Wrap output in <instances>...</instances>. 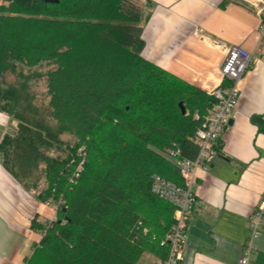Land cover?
Segmentation results:
<instances>
[{
	"label": "trees",
	"instance_id": "obj_1",
	"mask_svg": "<svg viewBox=\"0 0 264 264\" xmlns=\"http://www.w3.org/2000/svg\"><path fill=\"white\" fill-rule=\"evenodd\" d=\"M142 6L0 0V112L15 122L0 138L1 162L56 207L24 264H140L145 251L166 257L157 241L174 208L152 192V178L183 184L162 151L177 146L193 159L194 132L215 99L141 55Z\"/></svg>",
	"mask_w": 264,
	"mask_h": 264
},
{
	"label": "crops",
	"instance_id": "obj_2",
	"mask_svg": "<svg viewBox=\"0 0 264 264\" xmlns=\"http://www.w3.org/2000/svg\"><path fill=\"white\" fill-rule=\"evenodd\" d=\"M142 24L141 55L182 80L211 93L223 81L225 46L237 45L253 56L239 79V95L217 155L196 171V202L187 223V241L178 264H238L250 235V218L264 195V33L255 9L244 0H149ZM239 1H242L239 2ZM0 112V138L12 133ZM56 219V209L27 191L3 167L0 157V264H24L41 239L39 225ZM254 240L256 263L264 253V221ZM160 259L145 251L140 264Z\"/></svg>",
	"mask_w": 264,
	"mask_h": 264
},
{
	"label": "built area",
	"instance_id": "obj_3",
	"mask_svg": "<svg viewBox=\"0 0 264 264\" xmlns=\"http://www.w3.org/2000/svg\"><path fill=\"white\" fill-rule=\"evenodd\" d=\"M245 3L255 9L260 18V30L264 33V0H244ZM253 59L250 52L237 45L225 46V54L220 65L222 84L211 91L215 101L207 109L201 125L195 130L193 142L197 145V154L191 159L182 157L181 150L177 146L167 149L166 157L178 170L183 180L182 185H177L159 175L152 178L151 190L159 198L167 201L173 206V223L166 233L158 239V245L167 249L164 259L158 264H178L182 259L183 247L187 241V223L191 219L192 209L196 202L194 192L196 171L206 169L217 155V143L222 133L228 126V121L235 108L239 95L238 82ZM197 117L196 114H194ZM79 162L76 166L74 176L81 169ZM55 209L56 207L53 206ZM264 221V195L256 205V209L250 218L252 226L250 235L241 246L238 264H251V257L256 252L254 240L259 235L258 225ZM143 233L147 228H143ZM44 229L40 230L42 236Z\"/></svg>",
	"mask_w": 264,
	"mask_h": 264
},
{
	"label": "rangeland",
	"instance_id": "obj_4",
	"mask_svg": "<svg viewBox=\"0 0 264 264\" xmlns=\"http://www.w3.org/2000/svg\"><path fill=\"white\" fill-rule=\"evenodd\" d=\"M139 3L141 4V5H143L142 7H143V13H145V6H147L142 0H139ZM145 5V6H144ZM43 86H44V82H43V80H40V83H38L37 85H36V88H37V90H42V88H43ZM183 106V105H182ZM184 107V106H183ZM185 109V108H184ZM10 119V118H9ZM10 124L8 125V129H10V127H12L13 125L11 124V123H13V119H10ZM15 123V122H14ZM14 127H15V125H14ZM167 149H168V147L167 148H164V150L162 151V153L164 154V155H166V152H167ZM155 255V254H154Z\"/></svg>",
	"mask_w": 264,
	"mask_h": 264
},
{
	"label": "water",
	"instance_id": "obj_5",
	"mask_svg": "<svg viewBox=\"0 0 264 264\" xmlns=\"http://www.w3.org/2000/svg\"><path fill=\"white\" fill-rule=\"evenodd\" d=\"M45 1L54 2V3L58 2V0H45ZM179 105H180L181 112L184 113L185 112L184 107L182 106L181 103H179ZM230 122H231V120L228 121V123H230Z\"/></svg>",
	"mask_w": 264,
	"mask_h": 264
},
{
	"label": "bare ground",
	"instance_id": "obj_6",
	"mask_svg": "<svg viewBox=\"0 0 264 264\" xmlns=\"http://www.w3.org/2000/svg\"><path fill=\"white\" fill-rule=\"evenodd\" d=\"M195 157V156H194ZM160 176V175H159ZM158 264V263H157Z\"/></svg>",
	"mask_w": 264,
	"mask_h": 264
}]
</instances>
